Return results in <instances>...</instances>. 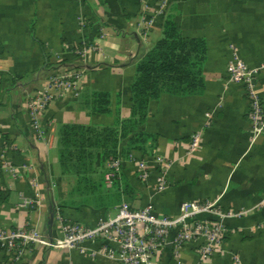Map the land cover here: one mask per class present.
<instances>
[{
	"label": "crops",
	"instance_id": "crops-1",
	"mask_svg": "<svg viewBox=\"0 0 264 264\" xmlns=\"http://www.w3.org/2000/svg\"><path fill=\"white\" fill-rule=\"evenodd\" d=\"M168 19L183 36L206 40L205 91L164 94L150 104L138 132L159 139L151 154L133 151L123 159L120 203L109 209L63 208L68 187L58 163L61 127L115 124V116L89 114L84 107V98L95 92L110 93L113 113L119 109L121 119L130 117L136 65L162 37ZM81 43L87 50L77 55ZM234 55L257 69L255 89L264 108V0H0V232L32 227L58 239L62 223L93 227L114 217L123 202L136 208L152 203L159 214L174 216L185 202L217 201L222 209L247 211L226 221L223 247L201 261L196 243L178 257L167 246L160 264H264V132L252 140L244 85L228 81ZM60 68L78 72L79 78L50 105L36 130L28 103ZM196 133L201 144L189 154ZM126 146L127 140L120 144L119 157ZM157 156L172 162L162 191ZM141 160L148 163L145 178ZM36 194L33 209L18 207L21 195ZM0 264H10L1 243ZM13 264L121 263L101 254L33 245Z\"/></svg>",
	"mask_w": 264,
	"mask_h": 264
},
{
	"label": "built area",
	"instance_id": "built-area-1",
	"mask_svg": "<svg viewBox=\"0 0 264 264\" xmlns=\"http://www.w3.org/2000/svg\"><path fill=\"white\" fill-rule=\"evenodd\" d=\"M160 8L163 12V5ZM86 50V44L81 43L75 52L82 55ZM227 73L229 82L244 85L249 106L250 133L254 140L264 132V108L254 83L257 69L249 67L234 55L227 67ZM78 78V72L62 71L60 68L47 81L43 90L30 98L28 106L36 130L40 129V119L50 105L69 87L74 86ZM200 144L201 135L196 133L192 136L188 153L197 151ZM156 161L162 170L158 179V189L162 191L167 187L165 177L172 162L162 156H157ZM123 162L118 157L106 163L105 183L108 187H112L114 179L122 173ZM139 168L141 176L147 177L148 163L141 160ZM37 198V194L32 199L21 195L18 207L21 210H31L38 203ZM58 211L57 215L62 223L61 211ZM246 213L247 211L222 209L217 201H189L183 203L179 214L170 216L159 214L152 203L136 208L123 202L114 217L102 219L93 227L79 222L62 223L61 238H50L32 227H21L11 232L1 231L0 243L9 254L10 264L19 261L33 245L47 249H76L82 254L89 253L92 256L101 254L121 264H160L159 255L167 246H172L178 257L183 248L196 243L200 260L207 261L223 247L229 234L226 221L240 218ZM203 215H208L209 218H202ZM88 243L99 244L100 248H89L86 246Z\"/></svg>",
	"mask_w": 264,
	"mask_h": 264
},
{
	"label": "trees",
	"instance_id": "trees-1",
	"mask_svg": "<svg viewBox=\"0 0 264 264\" xmlns=\"http://www.w3.org/2000/svg\"><path fill=\"white\" fill-rule=\"evenodd\" d=\"M207 56L204 38L183 36L176 22L168 19L162 37L136 65L129 118L121 119L119 109L113 113L112 95L108 92H95L84 98L83 105L89 114L115 116V124L109 127L65 124L61 127L58 163L68 187L63 208L90 206L109 209L121 202L118 192L122 174L114 179L112 189H108L105 164L119 157V146L125 140L127 146L120 156L124 160H128L133 151L144 155L153 152L158 135L138 132L148 119L150 104L164 94L182 97L202 94L206 89L204 68ZM127 188L124 192L128 194ZM112 191L117 193L112 194Z\"/></svg>",
	"mask_w": 264,
	"mask_h": 264
}]
</instances>
